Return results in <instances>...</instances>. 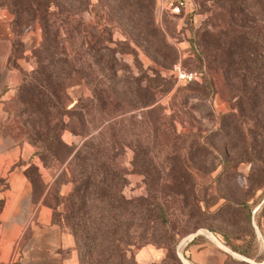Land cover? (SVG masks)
<instances>
[{
	"label": "rangeland",
	"instance_id": "1",
	"mask_svg": "<svg viewBox=\"0 0 264 264\" xmlns=\"http://www.w3.org/2000/svg\"><path fill=\"white\" fill-rule=\"evenodd\" d=\"M190 3L186 14H165L160 22L152 14L132 29L103 14L98 0L70 10L68 33L59 41L83 70L79 82L55 86L60 111L69 110L60 138L75 149L86 139L99 143L124 177L116 191L128 202L118 211L130 224L121 239V245L129 243L123 264H264V143L253 127L248 132L250 114L240 97L250 84L248 60L251 68L255 56L264 60V0ZM13 20L0 6V34L8 35V67L16 78L3 99L7 120L1 130L32 148L18 164L34 200L43 203L46 191L53 203L60 198L55 212L61 218L77 211L61 198L71 194L79 167L92 177L99 172L87 160L70 166L36 155L35 130L44 129L46 120L53 123L56 111L43 120L49 111L16 96L23 74L33 69L42 32L37 22ZM151 28L159 32L155 39L148 36ZM152 42L163 48L155 51ZM106 43L118 62L113 77L98 61ZM111 184L115 191L117 181Z\"/></svg>",
	"mask_w": 264,
	"mask_h": 264
},
{
	"label": "trees",
	"instance_id": "2",
	"mask_svg": "<svg viewBox=\"0 0 264 264\" xmlns=\"http://www.w3.org/2000/svg\"><path fill=\"white\" fill-rule=\"evenodd\" d=\"M0 6H5L13 14L15 25L28 23V21L37 22L42 32L41 44L32 51L33 69L23 74L16 88L17 97L29 101L31 105L41 106L44 111H49L43 120L51 119L53 117L51 110L56 111L53 123L46 120L44 129L39 130L38 127V130H35L37 147L40 148L36 155L42 161L48 156L52 164H61L66 161L70 166L85 163L87 160L89 168L99 172L96 177H92L89 173L85 174L87 172L85 168L79 167L80 177L74 179L71 194L67 198H61L65 201H73L77 211L72 215L70 213L65 216L61 214L63 222L59 213L55 212L60 198H56V203H53V200L49 198V192H45L43 203L52 210V222L67 229L73 236L80 264H123V260L127 258L126 245L129 243L121 245V239L127 236L130 224L127 220H122L118 213L121 211L124 200L118 196L117 192L124 183V177L120 170L112 165V157L99 143L93 146L94 143L86 139L79 148L75 149V146L68 145L60 138V133L69 126L63 119V115L68 114L69 110L63 108V111H60L63 107L62 98L58 96L55 86L63 83L64 87L67 82V84L79 82L83 69H81V64L71 59L59 39L68 33L70 10L81 11L84 7V0H0ZM98 7L106 16L111 15L115 23L131 29L135 23L141 28L146 20L150 19V15H154V0H98ZM28 27L30 24L27 25ZM158 35V30L149 29L148 36L155 39ZM157 46L163 48L158 42L150 43V47H154L155 51H157ZM103 50L105 53L102 58L100 55L98 61L102 59L101 63L105 70L113 77L119 68L115 50L107 43ZM261 55L255 56L256 61L252 68L249 67L251 59L248 60L249 65L245 71L250 84L241 91L240 97L244 100L250 114L248 132L253 127L260 142L264 143V100L261 99V95H264L262 94L264 93V77L262 78L264 60ZM104 68L99 69L102 71ZM259 68L261 75L257 70ZM206 81L204 80V83ZM109 82L113 83V80ZM33 113L37 115V110ZM33 169L36 170V167ZM114 180L117 181L115 191L112 190L115 184H111ZM88 201L90 203L87 204ZM1 203L0 201V206ZM87 209L92 210L93 214L88 215ZM87 223L94 228H90ZM142 225L146 226L144 222L139 224V226ZM228 246L232 252L250 257V253L240 246L234 244H228ZM128 264L134 263L129 260Z\"/></svg>",
	"mask_w": 264,
	"mask_h": 264
},
{
	"label": "crops",
	"instance_id": "3",
	"mask_svg": "<svg viewBox=\"0 0 264 264\" xmlns=\"http://www.w3.org/2000/svg\"><path fill=\"white\" fill-rule=\"evenodd\" d=\"M8 59V35L1 33L0 264H79L73 236L52 222L51 209L41 199H33L25 167L18 164L30 158L32 148L10 141L1 130L7 120L3 99L16 80Z\"/></svg>",
	"mask_w": 264,
	"mask_h": 264
},
{
	"label": "built area",
	"instance_id": "4",
	"mask_svg": "<svg viewBox=\"0 0 264 264\" xmlns=\"http://www.w3.org/2000/svg\"><path fill=\"white\" fill-rule=\"evenodd\" d=\"M190 0H154V17L160 22L165 14L181 16L189 12Z\"/></svg>",
	"mask_w": 264,
	"mask_h": 264
},
{
	"label": "bare ground",
	"instance_id": "5",
	"mask_svg": "<svg viewBox=\"0 0 264 264\" xmlns=\"http://www.w3.org/2000/svg\"><path fill=\"white\" fill-rule=\"evenodd\" d=\"M185 262H186V260L185 259H183ZM187 263V262H186ZM188 264V263H187Z\"/></svg>",
	"mask_w": 264,
	"mask_h": 264
}]
</instances>
